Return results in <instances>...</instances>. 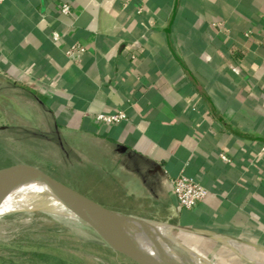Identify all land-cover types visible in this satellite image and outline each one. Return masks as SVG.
<instances>
[{
	"label": "crops",
	"instance_id": "0c3cea01",
	"mask_svg": "<svg viewBox=\"0 0 264 264\" xmlns=\"http://www.w3.org/2000/svg\"><path fill=\"white\" fill-rule=\"evenodd\" d=\"M263 44L264 0H6L0 6L3 80L42 94L61 134L80 138L82 154L91 148L103 154L109 198L127 213L245 241L211 236L221 245L191 234L205 240L194 246L217 264H240L241 256L264 264L256 247H264ZM74 47L72 60L67 52ZM119 111L128 120L94 119ZM182 175L209 191L194 210L177 207L172 181Z\"/></svg>",
	"mask_w": 264,
	"mask_h": 264
},
{
	"label": "rangeland",
	"instance_id": "374dc122",
	"mask_svg": "<svg viewBox=\"0 0 264 264\" xmlns=\"http://www.w3.org/2000/svg\"><path fill=\"white\" fill-rule=\"evenodd\" d=\"M10 84L0 74V169L19 163L39 167L64 184L79 186L86 190L88 196L107 200L125 211L124 205L118 206L109 198L108 176L99 167L102 163L106 165L105 161H100L103 154H95L91 148L88 156L84 152L83 155L78 150L80 138L74 134L64 136L60 132L58 144L47 127L46 117L41 109L22 95L21 89ZM89 145L93 147L91 143ZM106 155L104 153L105 160ZM31 181L43 186L35 180ZM40 186L28 188L46 193ZM8 198L12 199H6ZM123 201L116 200L119 204ZM32 214L16 218L10 216L0 223L2 226L16 219H29L28 223L19 225L0 237V264H136L113 252L102 243L96 233L84 225H71L41 212ZM18 215L22 214H16ZM157 217L165 219L163 216ZM172 235L192 247L203 246L205 241L200 238L186 241L182 232L177 230H173ZM214 242L221 244L215 240ZM226 248L233 251L231 247ZM235 248L239 253L244 249L240 244ZM211 251L221 254L214 246ZM32 253L43 256L35 257ZM222 255L230 257V254ZM222 261L224 264H237L225 259ZM239 263L252 264L243 259V256Z\"/></svg>",
	"mask_w": 264,
	"mask_h": 264
},
{
	"label": "water",
	"instance_id": "95a60500",
	"mask_svg": "<svg viewBox=\"0 0 264 264\" xmlns=\"http://www.w3.org/2000/svg\"><path fill=\"white\" fill-rule=\"evenodd\" d=\"M55 128L59 134L57 124H55ZM55 177L33 165L14 164L0 169V190L6 184L14 181L30 179L39 182L48 190L50 195L61 201L73 212L83 222L84 226L96 233L103 244L105 243L113 252L128 258L136 264H200L197 259L204 264H217L202 251L173 236V230L200 233L210 238L215 236L225 240L245 242L226 234L172 226L129 214L113 203L99 199L96 196L90 195V197L85 192L86 190L81 187H70ZM35 213L37 212L33 214ZM11 216L16 218L25 215ZM157 224L169 228V236L156 231L153 225ZM256 247L264 251L263 246ZM194 255L196 260L193 257Z\"/></svg>",
	"mask_w": 264,
	"mask_h": 264
},
{
	"label": "bare ground",
	"instance_id": "6f19581e",
	"mask_svg": "<svg viewBox=\"0 0 264 264\" xmlns=\"http://www.w3.org/2000/svg\"><path fill=\"white\" fill-rule=\"evenodd\" d=\"M40 186L32 182L29 179L14 181L6 184L2 190H0V223L5 222V218L16 214H27L30 215L34 212H41L48 214L55 218H59L63 222L71 225L81 226L83 222L71 212L61 201L49 194L48 190L44 189V192L28 187ZM7 197H11L12 199ZM29 219H16L11 223H5L0 226V237L8 234L10 231L15 229L17 226L26 224ZM154 229L166 236H169L170 229L163 225H153ZM191 234L182 232L184 240L191 238ZM224 243H229L227 240L218 238ZM196 260L195 255L193 256ZM200 264H204L197 259Z\"/></svg>",
	"mask_w": 264,
	"mask_h": 264
},
{
	"label": "built area",
	"instance_id": "2783aa9c",
	"mask_svg": "<svg viewBox=\"0 0 264 264\" xmlns=\"http://www.w3.org/2000/svg\"><path fill=\"white\" fill-rule=\"evenodd\" d=\"M6 0H0V6ZM62 13L69 14L70 7L63 6ZM58 35L54 34V40H58ZM264 49V44H263ZM79 48H71L67 54L72 59H76V54L78 53ZM264 63V58H263ZM94 119L104 125H113L120 123L122 121L128 120V115L123 112L119 111L112 114H98L94 116ZM222 159L228 161L225 156H222ZM173 185V193L177 201V207L179 210H193L195 209L200 203H202L205 198L207 197L209 191L206 187H204L201 182L193 177L188 176H179L172 181Z\"/></svg>",
	"mask_w": 264,
	"mask_h": 264
},
{
	"label": "trees",
	"instance_id": "16d2710c",
	"mask_svg": "<svg viewBox=\"0 0 264 264\" xmlns=\"http://www.w3.org/2000/svg\"><path fill=\"white\" fill-rule=\"evenodd\" d=\"M15 88H19L22 90V95L26 96L28 99L32 100L34 104L41 109L43 114L46 117V123L47 127L50 128L51 135L56 138L58 144H59V136L57 133V129L55 128V116L47 109L46 104H45V99L44 96L29 87H25L22 85H15ZM194 210V209H193ZM33 256L35 257H41L43 256L42 254L39 253H32Z\"/></svg>",
	"mask_w": 264,
	"mask_h": 264
}]
</instances>
